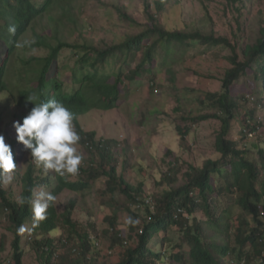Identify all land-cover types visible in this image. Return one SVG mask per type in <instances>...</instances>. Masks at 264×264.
I'll return each instance as SVG.
<instances>
[{"label":"trees","instance_id":"1","mask_svg":"<svg viewBox=\"0 0 264 264\" xmlns=\"http://www.w3.org/2000/svg\"><path fill=\"white\" fill-rule=\"evenodd\" d=\"M76 1L0 0V39L6 45L0 60V95L8 92L17 107L13 122L0 124V135L11 146L17 165L12 173L16 189L0 180V225L12 234L9 264H28L25 244L36 250V264H264V24L253 41L236 36L233 43L212 26L169 28L159 17L167 0H143L144 23L117 6L119 21L136 29L123 39L84 37L75 42L60 38L55 29L22 42L33 23L47 16L55 25L73 20ZM229 1L239 4L242 12L251 0ZM56 8L61 12H53ZM219 46L232 51L221 89L198 94L197 88L183 86L179 78L185 64L202 49ZM22 48L45 49L47 54L19 58L20 86L15 90L8 82L9 67ZM161 74L164 93L176 99L168 115L180 137L186 139L195 126L215 120L217 154L202 166L188 164L180 178L164 176L169 186L149 195L143 180L132 183L126 177L128 163L121 168L120 142L85 130L79 118L120 107L129 83L138 77L159 87ZM30 96L37 103L61 102L73 114L78 144L87 150L75 175L37 167L30 150L17 141L14 122L22 123L34 107ZM236 120L242 122L239 132L245 138L234 137ZM244 132L256 136L249 140ZM41 191L56 199L46 218L36 222L31 200ZM66 192L73 196L61 211L57 201ZM106 209L108 226L100 232L96 221L76 218ZM3 245L0 239L1 249Z\"/></svg>","mask_w":264,"mask_h":264},{"label":"rangeland","instance_id":"2","mask_svg":"<svg viewBox=\"0 0 264 264\" xmlns=\"http://www.w3.org/2000/svg\"><path fill=\"white\" fill-rule=\"evenodd\" d=\"M117 6L127 10L138 22H146L143 0H80L74 3V19L64 20L57 25L47 16L43 20L33 23L30 31L22 42L32 40L36 33L45 34L51 30L59 29L60 38L69 41H81L86 38L95 39H123L125 35L134 33L136 29L127 23L120 22ZM239 4H233L229 0H167L166 7L159 14L161 22L169 28H187L193 26L215 27L217 35L227 37L235 43L240 37L246 41H253L264 24V0L247 1V8L242 12L238 10ZM156 13V8L152 6ZM53 12H61L56 8ZM237 36V39H236ZM6 52V45L0 39V60ZM47 50L35 48L18 50L16 57L12 59L9 67L8 82L10 87L17 90L20 86L19 58L21 56H45ZM232 54L231 48L219 46L212 50L198 52V56L189 60L180 74V83L183 86L197 88L196 93L204 91H217L221 89L223 73L230 66L228 57ZM164 74L159 76V87L153 86L152 81L144 77H138L131 81L129 93L122 88L127 97L120 102V107L114 110H93L81 115L79 120L85 130H95L99 138H113L120 142L117 148L121 168L126 177L132 183L143 180L145 189L149 195L159 193L169 186L163 180L164 176L172 173L182 176L188 164L202 166L208 158L216 157L215 135L218 122L209 120L194 127L192 133L182 139L176 129L173 114L176 106L174 95L168 91L164 93L161 87L165 82L161 81ZM195 93H193L194 95ZM11 95L4 92L0 95V124L13 122V114L17 107L9 99ZM160 107L163 111L152 112ZM263 115V112L261 113ZM153 120V123L150 121ZM74 125V124H73ZM242 122H234V137L245 138L239 131L243 130ZM248 139L253 140L255 132H244ZM82 154V160L87 155V150L77 145ZM82 162V161H81ZM13 175V174H12ZM12 185L16 189L14 179L5 183L6 187ZM98 183L97 187H100ZM72 193L62 194L57 201L58 208L63 211ZM110 213L109 209L99 210L96 216H87L79 213L83 223L87 220L96 221L98 232L108 226L104 217ZM201 213V212H200ZM121 228L124 233L129 229L125 217L120 218ZM59 234V233H58ZM57 234V235H58ZM0 239L4 240V248H0V261L9 264L11 253L12 234L4 225H0ZM26 254L25 262L36 264L38 257L33 245H24ZM247 249H251L248 246Z\"/></svg>","mask_w":264,"mask_h":264},{"label":"clouds","instance_id":"3","mask_svg":"<svg viewBox=\"0 0 264 264\" xmlns=\"http://www.w3.org/2000/svg\"><path fill=\"white\" fill-rule=\"evenodd\" d=\"M35 99L28 97L29 101L34 102V107L23 118V122H14L17 141L30 150L37 167L46 172L54 171L60 176L75 175L81 164L82 154L77 148L80 136L73 125V114L56 100L37 103ZM16 167L11 146L0 135V180L10 183ZM34 197L31 205L34 218L39 222L46 218V210L56 197L43 191L35 193ZM18 202L23 205L26 201L21 198Z\"/></svg>","mask_w":264,"mask_h":264},{"label":"built area","instance_id":"4","mask_svg":"<svg viewBox=\"0 0 264 264\" xmlns=\"http://www.w3.org/2000/svg\"><path fill=\"white\" fill-rule=\"evenodd\" d=\"M151 201H152L151 198H147V199H146V202H147V203H151Z\"/></svg>","mask_w":264,"mask_h":264}]
</instances>
